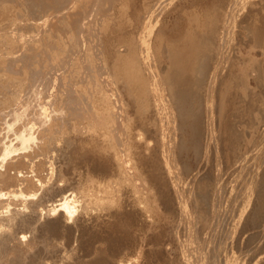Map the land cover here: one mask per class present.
I'll return each mask as SVG.
<instances>
[{
  "label": "bare ground",
  "instance_id": "1",
  "mask_svg": "<svg viewBox=\"0 0 264 264\" xmlns=\"http://www.w3.org/2000/svg\"><path fill=\"white\" fill-rule=\"evenodd\" d=\"M0 264H264V0H0Z\"/></svg>",
  "mask_w": 264,
  "mask_h": 264
}]
</instances>
